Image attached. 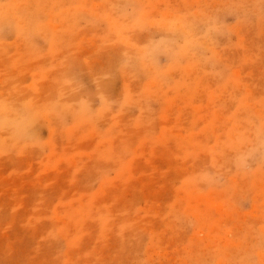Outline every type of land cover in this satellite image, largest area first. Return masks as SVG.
<instances>
[{"label": "rangeland", "instance_id": "374dc122", "mask_svg": "<svg viewBox=\"0 0 264 264\" xmlns=\"http://www.w3.org/2000/svg\"><path fill=\"white\" fill-rule=\"evenodd\" d=\"M0 264H264V0H0Z\"/></svg>", "mask_w": 264, "mask_h": 264}]
</instances>
